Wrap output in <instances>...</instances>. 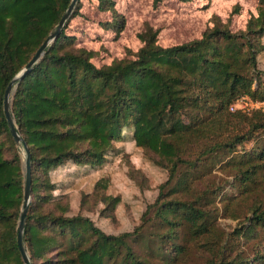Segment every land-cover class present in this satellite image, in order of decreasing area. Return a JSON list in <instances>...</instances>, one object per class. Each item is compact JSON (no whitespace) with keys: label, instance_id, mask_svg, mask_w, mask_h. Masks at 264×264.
<instances>
[{"label":"trees","instance_id":"obj_1","mask_svg":"<svg viewBox=\"0 0 264 264\" xmlns=\"http://www.w3.org/2000/svg\"><path fill=\"white\" fill-rule=\"evenodd\" d=\"M71 1L0 0V264H25L21 150L31 165L24 242L33 264H264V107L232 110L243 96L264 101V0L244 29L215 16L201 37L182 44H159L147 25L133 57L100 66L94 51L75 46L68 24L13 90L18 145L6 89ZM80 8L78 0L71 19ZM99 8L114 13L109 27L120 33L114 1L99 0ZM127 140L167 177L133 229L110 233L71 212L55 194L52 171L68 162L102 168ZM129 175L140 186L148 181L134 165ZM108 184L100 178L94 193L114 217L121 197L108 194ZM222 219L235 222L232 229Z\"/></svg>","mask_w":264,"mask_h":264},{"label":"rangeland","instance_id":"obj_2","mask_svg":"<svg viewBox=\"0 0 264 264\" xmlns=\"http://www.w3.org/2000/svg\"><path fill=\"white\" fill-rule=\"evenodd\" d=\"M112 1L116 13L123 19L121 24L124 22L120 33L109 27L115 18L114 13L101 10L99 0H81L79 13L67 22V32L75 36V46L94 51L93 61L99 66L109 64L114 59L133 57L142 45L139 34L147 25L158 30L159 44L171 46L201 37L213 25L215 16L220 17L233 31L242 30L250 16L257 14L258 6V0ZM259 66L264 70V52L259 56ZM240 99L232 106V110L242 108L250 112L264 107L261 103L256 104L261 101L250 98L239 102ZM116 146L121 149V153L109 157L102 168L86 169L68 162L52 171V179L57 184L55 194L71 205V212L91 217L110 233L133 229L140 222L147 204L155 199L159 184L167 177V172L146 158L143 150L133 141L119 142ZM24 152L20 151L23 162ZM131 165L144 172L148 180L144 181V185H138L130 177ZM103 177L109 179L107 193L121 197L114 217H107L101 212L105 204L100 200V193H94L97 181ZM222 221L228 230L232 229L230 224H235L227 219ZM201 260L193 256L196 263Z\"/></svg>","mask_w":264,"mask_h":264},{"label":"water","instance_id":"obj_3","mask_svg":"<svg viewBox=\"0 0 264 264\" xmlns=\"http://www.w3.org/2000/svg\"><path fill=\"white\" fill-rule=\"evenodd\" d=\"M78 0H72L66 11L64 12L61 20L59 21L57 27L54 31L49 35L46 41L42 44V46L37 50L34 57L28 62V64L12 79L11 83L6 89L5 96H4V110L7 117L9 129L11 134L13 135L14 139L16 140L18 145H21L23 139L18 132V128L15 122V119L11 112V99L13 95V90L18 82L29 72L32 70L33 66L38 63L41 58L44 56L46 52V48L53 43L57 37L62 33L63 29L67 25V22L74 14L76 9ZM25 148L27 149L26 143H24ZM24 158L25 164V175H26V184L24 189V205L21 211V219L19 221V237H18V244L19 248L24 260L25 264H33L31 256L26 248L24 242V227H25V217L27 213L28 206L31 201V193H32V178H31V165H30V158L26 159V152Z\"/></svg>","mask_w":264,"mask_h":264},{"label":"built area","instance_id":"obj_4","mask_svg":"<svg viewBox=\"0 0 264 264\" xmlns=\"http://www.w3.org/2000/svg\"><path fill=\"white\" fill-rule=\"evenodd\" d=\"M248 99H250L248 96H243V97H241V99L239 100V102H240V101L243 102L244 100H248ZM259 103H261V104L264 105V101L257 102L256 104L258 105ZM252 105H253V103H252ZM261 107H262V106H261Z\"/></svg>","mask_w":264,"mask_h":264}]
</instances>
